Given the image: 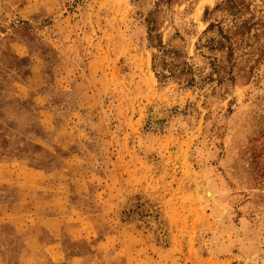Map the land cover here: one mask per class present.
<instances>
[{
  "label": "rangeland",
  "instance_id": "1",
  "mask_svg": "<svg viewBox=\"0 0 264 264\" xmlns=\"http://www.w3.org/2000/svg\"><path fill=\"white\" fill-rule=\"evenodd\" d=\"M262 263L264 0H0V264Z\"/></svg>",
  "mask_w": 264,
  "mask_h": 264
},
{
  "label": "bare ground",
  "instance_id": "2",
  "mask_svg": "<svg viewBox=\"0 0 264 264\" xmlns=\"http://www.w3.org/2000/svg\"><path fill=\"white\" fill-rule=\"evenodd\" d=\"M201 172V171H200ZM199 176V174H198ZM202 182L200 180V178L198 179V182H201V188L199 189V193L201 191L202 194V198L204 199L205 203L207 202V204L209 203V205L212 207V213L213 215H215L216 217V221H218L219 223V230L221 233V236L219 237H227L229 239H232L233 236V231L232 228L228 225L226 226L225 224V220L227 219V206L223 207L220 205L219 203V196H218V184L215 183V181L213 179L210 178V171H202L201 176ZM200 180V181H199ZM199 187V186H198ZM220 193V192H219ZM209 208V207H208ZM226 208V209H225ZM211 210V209H210ZM212 215V216H213ZM214 217V219H215ZM228 220V219H227ZM224 222V225H222L221 223ZM217 223V224H218ZM221 225V226H220ZM235 233V232H234ZM220 239V238H218ZM217 239V240H218ZM221 240V239H220ZM230 241V240H229ZM233 242V241H232ZM250 242V241H249ZM221 243V242H220ZM231 243V241H230ZM230 245V244H229ZM250 246V245H249ZM257 247V246H256ZM250 253V252H249ZM258 255V254H257ZM253 256V255H252ZM257 257V256H256ZM263 264V263H262Z\"/></svg>",
  "mask_w": 264,
  "mask_h": 264
}]
</instances>
